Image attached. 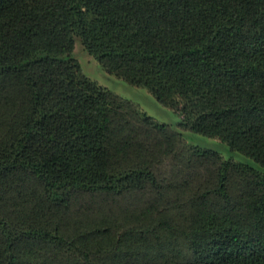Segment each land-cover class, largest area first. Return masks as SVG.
<instances>
[{
    "label": "trees",
    "instance_id": "obj_1",
    "mask_svg": "<svg viewBox=\"0 0 264 264\" xmlns=\"http://www.w3.org/2000/svg\"><path fill=\"white\" fill-rule=\"evenodd\" d=\"M263 167L264 0H0V264H264Z\"/></svg>",
    "mask_w": 264,
    "mask_h": 264
},
{
    "label": "rangeland",
    "instance_id": "obj_2",
    "mask_svg": "<svg viewBox=\"0 0 264 264\" xmlns=\"http://www.w3.org/2000/svg\"><path fill=\"white\" fill-rule=\"evenodd\" d=\"M70 55L78 59L83 72L93 80H96L98 84L105 86L120 95L122 98L132 101L137 104L142 111H145L148 115L154 117L159 122L170 124L178 131V133H180L178 137L185 149L182 150L177 147L176 162L178 160L183 161V163L187 161L190 151L189 145L192 144L213 148L219 151L224 159L231 158L238 162L254 164L251 158L239 152L231 151L225 143L220 142L216 138L206 137L179 128L180 115H177L171 108L160 104L145 87L131 85L126 81L117 78L115 75L107 73L97 60L84 49L78 38H75L74 48ZM260 169L264 173V167ZM159 171L163 174L162 167Z\"/></svg>",
    "mask_w": 264,
    "mask_h": 264
}]
</instances>
